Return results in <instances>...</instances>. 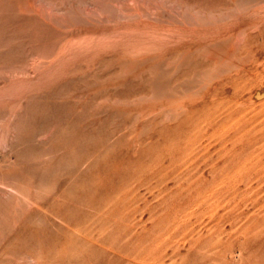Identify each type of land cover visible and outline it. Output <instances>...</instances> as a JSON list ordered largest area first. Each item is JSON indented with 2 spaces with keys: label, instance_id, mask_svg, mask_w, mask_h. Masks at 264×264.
Instances as JSON below:
<instances>
[{
  "label": "rangeland",
  "instance_id": "374dc122",
  "mask_svg": "<svg viewBox=\"0 0 264 264\" xmlns=\"http://www.w3.org/2000/svg\"><path fill=\"white\" fill-rule=\"evenodd\" d=\"M260 100L264 0H0V264H264Z\"/></svg>",
  "mask_w": 264,
  "mask_h": 264
},
{
  "label": "bare ground",
  "instance_id": "6f19581e",
  "mask_svg": "<svg viewBox=\"0 0 264 264\" xmlns=\"http://www.w3.org/2000/svg\"><path fill=\"white\" fill-rule=\"evenodd\" d=\"M257 64H258V63H257ZM257 64H256V65H257ZM252 74H253V73H252ZM251 98H252V97H251ZM253 98H254V97H253ZM260 101H262V103L264 104V100H260Z\"/></svg>",
  "mask_w": 264,
  "mask_h": 264
}]
</instances>
